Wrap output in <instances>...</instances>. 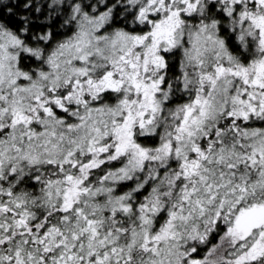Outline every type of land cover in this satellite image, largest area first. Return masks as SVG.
Wrapping results in <instances>:
<instances>
[{
	"label": "snow or ice",
	"instance_id": "obj_1",
	"mask_svg": "<svg viewBox=\"0 0 264 264\" xmlns=\"http://www.w3.org/2000/svg\"><path fill=\"white\" fill-rule=\"evenodd\" d=\"M0 264H264V0H0Z\"/></svg>",
	"mask_w": 264,
	"mask_h": 264
}]
</instances>
